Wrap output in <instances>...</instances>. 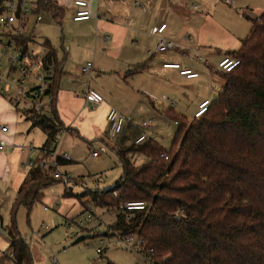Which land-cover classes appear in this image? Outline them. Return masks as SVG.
Returning a JSON list of instances; mask_svg holds the SVG:
<instances>
[{"label": "trees", "instance_id": "obj_1", "mask_svg": "<svg viewBox=\"0 0 264 264\" xmlns=\"http://www.w3.org/2000/svg\"><path fill=\"white\" fill-rule=\"evenodd\" d=\"M41 12L62 25L64 10L58 3L37 0L32 14ZM244 17L251 22L250 34L228 57L240 65L229 73L216 71L223 87L209 111L190 122L168 112L178 126L171 151L154 139L136 144L143 133L125 126L121 134L125 131L126 136L113 149L123 168L120 180L109 190L76 196L84 208L116 209L113 232L124 239L141 238L139 254L153 264H264V13L257 20L246 13ZM6 36L22 55L35 44L33 37ZM44 47V71L54 74L46 92L51 107L39 113L31 104L24 116L32 130L46 135L41 151L57 153L52 144L63 131L56 102L64 63L50 42ZM135 154L148 161L136 165ZM163 154L169 160L161 158ZM62 162L58 158L57 166ZM34 166L18 191L8 233L15 264H34L31 247L17 227L20 207L30 211L42 202L44 190L61 183L49 178L55 166L45 171ZM63 197H74L72 189L66 188ZM130 202H143L147 209L126 213L124 206Z\"/></svg>", "mask_w": 264, "mask_h": 264}, {"label": "rangeland", "instance_id": "obj_2", "mask_svg": "<svg viewBox=\"0 0 264 264\" xmlns=\"http://www.w3.org/2000/svg\"><path fill=\"white\" fill-rule=\"evenodd\" d=\"M134 3L144 5L145 10L134 9ZM216 4L219 19L231 20L234 25H246L244 35L250 33L251 22L248 19L238 21L229 18L228 15L233 14L229 10H233L236 15L249 13L248 16L252 20H257L264 13V0H129V5L125 4L128 11L124 13L130 15L149 12L153 16L167 15L171 21V24L168 23L169 29L166 33L169 34L174 28V23L178 22L176 10L180 6L189 12L187 15L192 18L190 24L194 25L196 13L205 12L207 7H214ZM74 12L75 8L65 12L62 25L47 12H41L39 15L31 14L25 36L33 37L35 44L30 45L28 54H33L42 60L46 53L44 45L50 42L57 50L60 61L64 63L60 93L67 94L68 97L74 95L85 98L88 90L100 94V90L108 89L112 93V104L115 107L111 109L123 115L127 125L139 126L149 139L157 141L164 150L171 151L178 126L167 116L168 112L173 111L190 122L198 109V97L210 99L212 103L216 102L218 99L216 88L221 91L223 87V80L216 74L218 66L214 67V72L211 74L206 69L205 56L191 53L189 58L203 66V71L198 72L200 77L188 80L186 77H181L177 71L178 74H173L167 81L155 86L156 92H151L143 84V80L129 83L134 89L124 84L118 85L117 82L111 81L110 77H104L101 70H96L90 81V77L83 74V68L89 63L94 66L96 59L99 61L100 51L103 48L96 37L98 34L96 21L75 23L72 17ZM185 32L188 33L184 36L185 40H188L191 33L186 28L182 34L184 35ZM156 37L163 38L162 35ZM9 45L12 50L3 47ZM177 52L178 49H174L167 53L178 54ZM21 53L22 49L18 48L15 42L3 40L0 48V76L7 78L12 74L11 77H19L12 72L9 60L13 56L19 58ZM20 66L21 64H15L14 69L19 71ZM37 73L39 72L36 70L35 74ZM5 83L14 85L10 78L5 79ZM34 86L37 87V83L30 80L27 87L32 89ZM4 87L5 84L2 85V88ZM27 87L25 93L28 92ZM12 91L14 95L17 94L15 90ZM145 91H149L152 95ZM30 105L28 103L27 109ZM19 109L24 118L26 107L21 104ZM46 111L48 112V109ZM22 123L28 124L25 121ZM144 123H152V127H142ZM32 135H35L32 144L41 150L46 143L45 134L40 129H34ZM121 135L111 139L106 134H101V141L89 143L64 132L56 136L52 148L58 146L60 152V154L57 152L58 155L66 154L72 159V162L59 168L61 173L69 175L71 182L67 186L59 183L49 187L42 202L35 204L30 211L22 207L16 216L18 231L31 247L34 264H108L109 261L114 264H150L146 263L140 254L127 250L122 245L120 236L113 232L112 227L118 216L116 209L94 206V219L88 221L85 206L83 207L76 198L87 190H109L120 180L123 168L113 149L126 136L125 131ZM94 153L99 156L94 157ZM45 160L50 162L49 158ZM133 160L136 165H142L147 159L135 154ZM48 174L49 178L54 179L51 172ZM66 188L72 189L74 197H63ZM84 202L88 203L90 199H85ZM4 225L8 227L10 222ZM44 226L47 229H44ZM6 238L5 241L9 243V238ZM98 249L102 251L101 254L97 252Z\"/></svg>", "mask_w": 264, "mask_h": 264}, {"label": "crops", "instance_id": "obj_3", "mask_svg": "<svg viewBox=\"0 0 264 264\" xmlns=\"http://www.w3.org/2000/svg\"><path fill=\"white\" fill-rule=\"evenodd\" d=\"M52 1L58 3L59 7L64 10V15L69 9L75 8L74 0ZM126 3L129 5V0H93L91 10L96 17L81 22L73 20L75 23L90 21L97 23L98 34L96 37H98L103 51H100L99 61L96 59L91 79L89 78L90 81L94 72L101 70L104 77H110L111 81L117 82L118 85L124 84L133 88L129 83L143 80V84L151 92H156L155 86L161 85L173 74H178L177 70L164 68V64H179L182 70H192L198 73L203 71V66L190 59L189 56L191 53L202 54L206 58V69L212 74L213 69L224 58L232 56V53L241 49L243 40L250 34L244 35V30H246L244 24L234 25L231 20L219 19L217 4L214 7H207L205 12H200L201 14L196 13V16L191 13L196 19L194 25L190 24L192 18L187 15L189 12L185 11L180 4L179 9L176 10L180 23H174L173 30L166 34L169 29L168 23L171 24L167 15L153 16L149 12L128 15L124 13L128 11ZM136 3L133 5L134 9L145 10L144 5L139 8L140 4ZM108 5L117 8H110ZM229 12L233 13L228 15L231 19L235 18L238 21L246 19L244 17L246 12L241 15L234 14L233 10H229ZM248 14L246 13V15ZM163 25H166L162 35L163 39L166 42L175 43L178 54H169L168 51L158 52L159 38L152 36L151 33ZM185 28L191 33L188 40H185L184 37L188 33L182 34ZM151 50L153 53L149 55ZM59 62H61L60 59ZM138 67L140 69H137ZM122 76H124L123 79ZM1 90L0 87V143L3 144L4 149L0 150V264H12L11 241L7 243L5 240H7L6 237H8L12 226V213L17 202L18 191L29 179L33 169L27 164L31 161L38 165L43 161V155L42 151L32 144L35 135H32L31 123L22 117L20 110L13 106L10 99ZM145 92L152 95L149 91ZM100 95L104 98V102L100 106H95L88 103L86 98H78L74 95L68 97L67 94L60 93L59 89L56 107L63 125L62 132L88 143L101 141V134L108 136L107 114L111 108L115 107L112 104V93L108 89L100 90ZM205 100L208 99L198 97L197 106ZM23 121L28 124L22 123ZM125 126L138 128L141 133L145 134L139 126L127 125V123ZM2 127L7 128V131L3 132ZM57 147L56 151L60 154ZM70 162L63 160L58 166V171L61 165ZM46 190L43 191L44 197ZM6 222H10L8 227L4 225Z\"/></svg>", "mask_w": 264, "mask_h": 264}, {"label": "built area", "instance_id": "obj_4", "mask_svg": "<svg viewBox=\"0 0 264 264\" xmlns=\"http://www.w3.org/2000/svg\"><path fill=\"white\" fill-rule=\"evenodd\" d=\"M92 1L93 0H74L73 5L76 10L73 14V20L75 22L88 21L96 17L91 10ZM33 6L34 3L32 0H0V48L2 46L3 40L9 38L6 35H12L14 37H25L28 18L32 14ZM139 8H142V6L140 5ZM165 29L166 25H163L160 28L154 29L151 34L152 36H161L163 35ZM3 47L8 50H12V47L10 45L8 47ZM176 47L177 46L175 43L166 42L163 38H159V45L157 49L159 53L174 50L176 49ZM1 55H3V53H1ZM149 55H152V52H149ZM15 64H21L19 71H16L14 69ZM9 65L12 67V72L14 70L13 73H15V75L19 77L14 78L11 77L12 74H9L7 78L12 79V81L14 82V85L11 86L5 83V79H7L5 76H0V87L2 88V85L5 84V87L2 88L1 92L10 99L13 106L20 107L21 104H24L27 109L28 103L34 104L36 111L39 113L49 109L51 107L52 97L47 96L46 92L48 90L50 81L54 76L53 71L45 72L42 60L35 57L33 54H28V52L25 55L21 54V60H19L17 56H13L9 60ZM239 65V60L227 57L219 63L218 70L223 73H229ZM93 68V64L89 63L86 67L83 68L82 72L83 74L88 75L91 79ZM164 68L180 71V75L186 77L189 80L200 77L198 73H195L192 70H182L179 64H164ZM36 70L39 73L35 74ZM30 80H34V83H37L38 86H34L32 89L28 88L27 86H29ZM26 87L28 88L27 93H25ZM12 90H15L17 94L14 95V92ZM216 91L219 93V88H216ZM85 98L88 103L95 106H100L104 102V98L100 94L92 90H88V92L85 94ZM211 104L212 102L210 99L203 101L198 106V110L195 113L194 118L198 119L205 115L209 111ZM107 122L108 137L114 139L121 134L127 123V120L117 110L110 109L107 114ZM142 127H152V123H144L142 124ZM1 129L3 132L7 131V128L5 127H2ZM146 140H148V137L145 134H142V136L136 141V144H142ZM3 149L4 146L0 143V150ZM42 153L44 156H46V158L50 159V162L43 159V161L40 162L38 166L44 171L50 167L55 166L53 178L60 181L64 185H68L71 179L69 175L61 174L58 171L57 159L61 157L64 161L69 162L71 161V157L66 154L59 157V155L56 152H53L50 148L44 149ZM93 156L97 157L98 154L94 153ZM161 158H163L164 160H169V157L166 154L161 155ZM27 165L30 168L35 167V164L31 161ZM146 209L147 204L143 202H130L124 206V211L126 213L140 212L145 211ZM85 212L88 214L87 220L92 221L94 219L93 206L89 205L88 207H86ZM82 224L83 222H81V225ZM45 229H47V227H45ZM120 241L127 250L135 254L140 253L139 250L144 244V241L138 236H130L125 239L120 238ZM97 252L99 254L102 253L100 249H98ZM146 263L153 264L147 260Z\"/></svg>", "mask_w": 264, "mask_h": 264}, {"label": "water", "instance_id": "obj_5", "mask_svg": "<svg viewBox=\"0 0 264 264\" xmlns=\"http://www.w3.org/2000/svg\"><path fill=\"white\" fill-rule=\"evenodd\" d=\"M19 60H21V56L19 57Z\"/></svg>", "mask_w": 264, "mask_h": 264}]
</instances>
